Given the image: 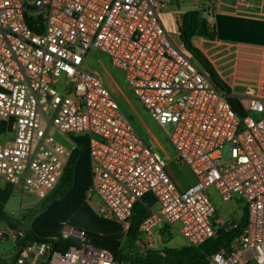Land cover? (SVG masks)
Instances as JSON below:
<instances>
[{
	"label": "built area",
	"instance_id": "2783aa9c",
	"mask_svg": "<svg viewBox=\"0 0 264 264\" xmlns=\"http://www.w3.org/2000/svg\"><path fill=\"white\" fill-rule=\"evenodd\" d=\"M168 4L0 0V123L6 129L0 136V180L44 200L60 184L75 138L87 137L89 196L101 201L105 219L128 230L136 205L147 195L156 201L145 204L147 216L135 240L142 255L167 247L174 230L186 245L199 247L218 230L237 229L246 211V226L207 264H264V95H235L217 86L166 29ZM95 51L124 72L127 88L167 130L176 159L195 178L185 191L89 66ZM233 97L243 115L232 107ZM212 188L223 202L242 209L240 219H218ZM61 237L75 238L76 244L61 251L51 243H30L16 264H136L95 247L86 232L71 230ZM24 238V231L0 228V241Z\"/></svg>",
	"mask_w": 264,
	"mask_h": 264
},
{
	"label": "rangeland",
	"instance_id": "374dc122",
	"mask_svg": "<svg viewBox=\"0 0 264 264\" xmlns=\"http://www.w3.org/2000/svg\"><path fill=\"white\" fill-rule=\"evenodd\" d=\"M180 7L183 11L189 8L186 3L183 5L173 4L164 16L166 29L178 39L177 18H174L173 12L179 10ZM205 29L206 23L202 25L198 35H202ZM89 66L102 77L121 110L141 138L146 143L153 144L158 148L167 161V171L177 188L185 191L191 183L190 172L176 159V150L168 137L167 130L162 129L152 119L133 92L127 88L124 72L112 65L106 54L97 51L91 54ZM221 83L224 85V82ZM52 134L65 146L72 147L68 138L61 136L57 131H53ZM5 186V182L0 180V187ZM90 188L91 161L87 151H84L75 168L73 188L67 196L55 200L47 209H42L45 200H39L35 195L23 194L16 190L5 210L17 220L20 228L30 230L41 237L56 239L67 232L66 228H71L74 231H83L120 241L126 255L132 258L141 256L142 252L137 244L135 242L129 244L126 241L125 226L115 220L105 219L101 215L102 203L98 197L89 196ZM209 195L217 209L219 220L229 221L241 218L243 211L235 209L236 203L226 204L223 202L214 188L209 190ZM0 226L5 229L7 224L0 220ZM22 229L19 230L23 231ZM170 234L172 236L170 241L165 240L168 247L180 248L186 245V241L178 231H171Z\"/></svg>",
	"mask_w": 264,
	"mask_h": 264
},
{
	"label": "crops",
	"instance_id": "0c3cea01",
	"mask_svg": "<svg viewBox=\"0 0 264 264\" xmlns=\"http://www.w3.org/2000/svg\"><path fill=\"white\" fill-rule=\"evenodd\" d=\"M208 2L209 0H169L163 21L171 5L186 3L189 7L187 10L183 11L180 7L173 12L180 36L181 16L190 11H198L201 24L194 43L209 59L220 80L235 95L247 91L264 95V0H211L210 6ZM205 23L206 29L199 36ZM172 36L181 43L180 38ZM190 176L189 187L195 182L191 173ZM0 228L3 229L1 226ZM8 229L7 225L3 230ZM71 230L73 229L66 228V231ZM16 244L12 239L0 241V264L13 263ZM38 264L44 262L40 261Z\"/></svg>",
	"mask_w": 264,
	"mask_h": 264
},
{
	"label": "trees",
	"instance_id": "16d2710c",
	"mask_svg": "<svg viewBox=\"0 0 264 264\" xmlns=\"http://www.w3.org/2000/svg\"><path fill=\"white\" fill-rule=\"evenodd\" d=\"M200 24L201 17L198 11H190L182 15L179 22L180 41L183 47L192 55L196 63L210 74L213 82L217 86L227 90L228 92H231L230 88L227 85H222V81L216 74L213 65L194 43V38L197 35ZM230 103L239 115H243L240 110V104L237 98H231ZM5 130V125L3 123H0V136ZM75 141L77 146L72 153L61 182L57 186L55 191L46 199H44L45 201L42 205V209H47L49 205L55 200L67 196V194L73 188L75 180V168L78 160L82 156V153L87 149L88 138L78 137L75 138ZM13 192V187L9 185L0 188V220L5 222L10 229L19 230L22 228H20V226L18 225L17 220L9 215L5 210V206L10 200ZM145 204L153 206L156 204V201L152 198L151 195H147L143 199L142 203L136 205L131 225L126 233V241L129 244L135 242L138 236L139 227L147 216V208ZM247 218V213L246 211H244L243 217L238 221L239 224L237 229L228 232L223 229L218 230L213 238L209 239L206 243L199 247L185 245L180 248H176L168 247L167 245V247H165L163 250L149 251L146 255L137 256L135 258L126 255L120 241L109 239L99 235H92L87 232L86 235L95 247L112 252L115 258L120 262L131 261L136 264H207V258L209 256L217 253L222 248L227 247L234 239V237L240 234L242 229L246 226ZM22 230L25 232V238L17 242L16 254L13 258L12 264H16L17 259L23 253V248L30 243H51L61 251H66L70 246L76 244L75 238L62 240V237L59 236L56 239H47L37 235L30 230ZM170 233L171 232H168V235L166 237V240L168 241H170V237H172Z\"/></svg>",
	"mask_w": 264,
	"mask_h": 264
}]
</instances>
